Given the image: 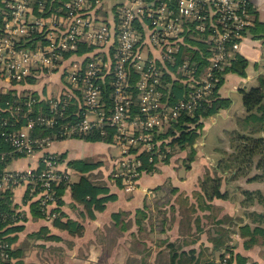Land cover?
I'll return each instance as SVG.
<instances>
[{
    "label": "built area",
    "instance_id": "built-area-1",
    "mask_svg": "<svg viewBox=\"0 0 264 264\" xmlns=\"http://www.w3.org/2000/svg\"><path fill=\"white\" fill-rule=\"evenodd\" d=\"M34 2L39 12L51 9V0H0V77L8 75L21 82L38 66L56 68L65 53L80 48L86 34L94 50L82 65L68 72L64 101L62 93L50 99L52 115H32L35 99L31 95L14 94L12 99L18 96L14 103L5 102L8 107L4 111L11 113L14 121H9L11 116L0 120V136L11 146L9 151H0V157L4 160L9 153L31 155L45 149L53 137L35 135L33 129L38 124L53 127L60 110L73 103L79 110L71 117L80 118L82 110V119L62 123L60 135L116 131L117 142L126 143L124 151L129 157L120 163L121 171L115 176L126 178L127 190L135 187L141 173L139 153L148 152L152 160L157 149L161 154L166 152L161 141H155V135L183 112H194L211 95L219 73L237 53L241 54V44L247 43L256 22L251 0H115V26L96 21L93 3L102 0H68L60 9L58 23L55 14L51 18L36 14ZM39 34L47 44L21 47L22 40ZM187 38L208 44V63L201 70L190 58L180 60L182 48H198ZM146 47L151 54H147ZM168 64L189 82L186 96L178 100L172 99V91L164 83ZM133 72L138 75L135 83L131 82ZM107 84L111 86L108 97ZM124 128L129 131H121ZM56 157L55 153L43 155L46 169L3 167L0 188L6 190L23 183L32 188L38 183L44 189L43 202L54 201L56 179L67 178L71 172L68 168L58 171ZM4 255L0 251V256ZM222 262L230 264L228 257Z\"/></svg>",
    "mask_w": 264,
    "mask_h": 264
},
{
    "label": "crops",
    "instance_id": "crops-1",
    "mask_svg": "<svg viewBox=\"0 0 264 264\" xmlns=\"http://www.w3.org/2000/svg\"><path fill=\"white\" fill-rule=\"evenodd\" d=\"M67 1L68 0H51L49 18L53 17V14H55L57 16L56 23H58V18L62 16L60 9L64 7ZM251 3L253 11L255 12L256 22L251 30V37L246 43L248 47L244 48V50L247 51L245 53L248 55H242L248 60V64L244 69L245 73L238 74L233 71L224 72L218 91L222 97L230 98L232 102L228 107L221 108L217 113L206 118L210 123L218 119L224 121L228 113L237 108H239L237 115H244L246 110L243 101V107L240 109L233 98V93H239L242 98L240 89L245 88L244 86H247V84L253 80L255 81L254 85H256L257 80L259 81L260 76L264 74V53L262 52V43H264V0H251ZM93 10L97 18L96 21L102 20L108 22L111 26L117 24L115 0H102L100 4H93ZM140 25H144V23H140ZM85 38L86 39H84L79 46L80 48L65 53L54 69L48 70L47 68L38 66L26 77V80L21 82H16L10 77H0V93L7 92L11 96L14 94H21L35 97L37 95L39 98H34V104L36 103L35 105L38 104L39 107H42L44 102L43 99L49 100L54 96H58L63 86L65 87L67 85L68 72L82 65L93 52L94 46L90 44L88 40L90 39L89 34H86ZM22 41L21 47L25 48L48 43L41 34L35 35L32 39L28 38ZM146 48L148 50L147 54H151L149 48ZM103 50L106 51L105 49ZM171 73L173 76L176 72L171 71ZM170 81L171 78H168V87H170ZM38 105L37 108H39ZM231 123L236 122L234 121ZM33 132H37L36 128L33 129ZM221 138L222 136L219 139ZM111 145L112 144L106 141H92L73 135L66 137L55 136L46 145L45 149H40L34 154L24 155L22 157H15L12 153L7 154L4 159L5 165H3V167L10 169L39 168L43 165L42 157L45 153H55L62 157L63 166H61V168L72 169L74 172L73 177L79 176V172L70 164V161L74 159L100 161L101 165L94 169V172L104 173L103 170L110 172L112 168L110 159L113 155L111 148H116ZM197 145L198 143L196 142L194 144L195 148ZM184 152L185 151H181V153ZM207 155H209V153ZM102 158L107 160V167L103 164L106 163V160L103 161L101 160ZM175 161L176 159L174 158L171 162H163L159 168L157 167L153 171H143L137 178L135 189L132 191L121 188L113 183V181L107 180L106 177L109 176V173H104L103 178L111 187V193L115 195V198L106 203V207L103 211L96 212L95 218H90L85 214L84 205L73 199L70 187L66 188L63 195V202L59 207L60 211L64 213L62 218L65 220L71 218L81 222L84 225V232L82 235H72L67 229L56 226L53 220L34 215L31 202L25 200L24 188L15 187L13 189H6L12 191V204L15 208H19L22 216H24L17 222L19 227L4 234L9 240L11 239V247L14 251L10 264H88L86 263L88 262L86 259L91 258L89 255L94 252L92 249H97L98 247L95 242L97 241L98 232L100 230H105L107 225L111 226L114 212L127 211L131 212L132 216L136 213L137 209L143 208L145 205L149 193L148 191L168 181H171L179 189L187 188L184 190H189L196 188L197 179L205 172L206 167L204 164H201L198 159H195L193 160L191 168L186 172L187 174L180 175V169L174 168L173 162ZM195 170H197V173H195ZM245 188L255 189L249 186ZM3 191L0 190V193ZM254 225L255 224L251 225L252 228ZM50 235H56L58 238H49ZM246 239V236L243 237L241 235L239 228L234 230L230 240L232 244L233 242L235 243V247L233 246L234 252L242 255L246 261L264 264V237L261 236L256 243L248 246L245 245ZM258 243L261 244L259 245ZM205 246H208L213 252L216 251L213 255L218 253L217 250L214 249L212 241L210 242L208 240Z\"/></svg>",
    "mask_w": 264,
    "mask_h": 264
},
{
    "label": "rangeland",
    "instance_id": "rangeland-1",
    "mask_svg": "<svg viewBox=\"0 0 264 264\" xmlns=\"http://www.w3.org/2000/svg\"><path fill=\"white\" fill-rule=\"evenodd\" d=\"M187 42H190L188 38ZM186 51L189 53L188 50ZM2 67H4V65H2ZM6 77H8V75H6L5 78ZM254 83L255 81L253 80L244 87L250 88L252 85L254 86ZM258 83L259 81L257 80L256 85ZM233 98L240 109H242L243 100L240 94L233 93ZM238 111L239 108L231 110L224 121L217 118L218 120L210 123L208 122V119H204L203 126L201 128H197V130L201 132V136L196 141L198 145L195 148L196 155L194 160L198 159L201 164H204L206 169L203 175L197 179L196 188L184 190L187 188L179 189L177 187V191L170 192V188L168 186H175L171 181L163 184L168 185L164 189L157 190V187L152 188L150 191H148L149 193L146 204L143 206V208H145L143 212H136L132 216L131 212L126 214L124 213L122 218L119 220H113L111 226L107 225L105 230H100L98 232L97 241H95L98 247L97 249H92L94 252L91 253L92 255L89 253L91 258H89L90 260L86 259L88 260L86 263L168 264L169 253L167 251H165V253H161V251L166 249L167 243L169 241L177 242L176 244H178V246H182V248L184 247L185 249H196L197 257L208 261L214 260L211 262V264H223L222 261L224 256L230 259V253L226 252V248L217 250L218 253L213 255V253L216 251L213 252V250L208 246H205V244L208 242V240L210 242L213 240L212 238L217 234L218 229L221 227L229 228L234 231L238 228L239 224H243L245 222L253 223V216L248 215L247 211H264V205L260 199L256 197V195L247 196L244 192V189H246L245 187L248 186L255 188H250V190L262 189V191H264V177L249 180L250 177L261 172V170L255 166L256 162L260 158V154L256 153L253 156L254 163L251 167V170H248L247 172H243L244 170H242V172L238 173L237 176L236 174L229 172V170L225 171L224 173L216 171L219 162L218 160L232 151L233 142L230 139V131L234 128H237V117L240 116L237 115ZM234 121L236 123H231ZM191 125L192 128L195 127V124L192 123ZM121 131L128 132L129 129L126 130L124 128ZM112 132L113 133H110L109 130H107L103 136V139H106V141L107 139H111L110 142H107L112 144L111 146L116 147L111 148L114 156L112 155L110 159V165L112 166L110 172L107 170H103V172L109 173V176L106 178L111 182H114L117 180V178L122 177L123 184L126 186L127 184L129 185V183L127 182L126 178L123 177V175L120 174L121 176H115L117 172L120 173L121 171L122 166L120 163L124 162V158L127 159L129 157L127 154L128 151H124V146L126 143L122 144L121 142H117V137L119 134L116 131ZM221 136L222 138L219 139ZM154 138L155 141H162V139H158L157 134ZM163 149L166 150L164 154H161L160 150L157 149L156 153L153 155L152 160H154V158L159 159L154 163V167L159 168L163 162H168L166 161L167 157L170 158V162L175 158L176 161L173 162L174 168L180 169V175H186V172L191 168L188 167V165H192L193 163V161L191 163V161L188 159L189 157L187 158L188 154L192 151V147H187L184 150H180L178 146L171 147L170 145H165L163 146ZM134 151H136V149H134ZM181 151L185 152L181 153ZM142 153L148 152L141 151L139 153L140 158ZM208 153L209 155H207ZM22 156L24 155H20L18 157ZM98 159L100 160L99 157ZM101 160L104 161L106 159L102 158ZM55 164V167L58 171H67V168H61V166H63L61 156L57 155ZM103 164L105 167H107V160L106 163ZM46 167L47 165H42V169H46ZM39 168H41V166ZM69 170L71 171L69 177H61L60 179L57 178L55 185H69L72 182L79 180L81 174L79 173V176L73 177L74 172L72 169ZM195 171V173H197V170ZM209 171L212 174L221 176V189L226 192L224 197L210 198L207 195L200 197L202 196L200 195V191H202L200 188V182ZM104 173L95 171L93 175L90 174L89 177L103 182L105 181L103 178ZM15 187H21L25 189V200L26 197H29L28 202L39 199V205L41 206L40 209L43 212L44 217L48 220H54L60 215L59 210H53L54 208L59 209L60 207V204L58 203L59 195L57 190H54L55 194L57 195L54 201L45 203L43 202L44 189L40 187V184L37 183L32 188L29 187V184L27 185L24 183L14 186L13 188ZM134 189L135 188L132 190ZM0 190L3 191L1 188ZM198 191L199 193H197ZM15 209L19 211V208ZM144 213L146 215H144ZM137 220H140L141 222L139 223ZM233 231L229 232V235H232ZM229 244L232 247V251L234 252L235 243L233 242L232 244L230 241ZM258 244L260 245L261 243ZM233 262L234 264H241L236 258H234ZM244 264L259 263L246 261Z\"/></svg>",
    "mask_w": 264,
    "mask_h": 264
},
{
    "label": "trees",
    "instance_id": "trees-1",
    "mask_svg": "<svg viewBox=\"0 0 264 264\" xmlns=\"http://www.w3.org/2000/svg\"><path fill=\"white\" fill-rule=\"evenodd\" d=\"M34 7L35 13L40 16L45 17L50 14V10H48V8L45 9V11L43 12H39V5L37 2H34ZM190 41L193 45L198 46V48H182L183 50L181 52L180 60L190 58L196 61L194 63L199 64V70H201L202 67L206 66L208 63V44L200 40ZM186 50H188L189 53ZM247 64L248 60L243 57L240 53H237L236 56L230 60V63H228L219 73V81L216 83L211 95L207 99H203L201 103L196 107L194 112H183L177 120L172 121L167 128L157 133L158 139H162L161 146H178L180 150H184L187 147H192V151L187 156V158L189 157L188 159L192 163L196 155V149L194 144L196 143L197 139L201 136V132L198 131L197 128H201L203 126L204 119L217 113L221 108L228 107L232 102L230 98L222 97L218 91L219 84L222 81L224 72L233 71L238 74H244V69ZM167 68L169 71L167 70V72H165L163 79L164 83L168 85V78H171L169 91L170 89L171 91L173 90L171 96L172 99L178 100L180 98L185 97L189 90V82H187L185 77L181 76L178 73H174L172 76L171 71H176L171 65L168 64ZM137 78L138 75L133 72L131 82L135 83ZM110 89L111 86L107 84V97L108 91ZM131 90L133 91V94L136 95V91L134 90V88H131ZM65 91L66 90L63 87L59 93L60 95L62 93L63 98L61 100L63 101L65 99ZM240 92L242 93L243 104L246 111L244 115L237 117V128H234L230 131V139L233 142L232 151L218 160L219 162L216 171L224 173L225 171L229 170V172L236 174V176L238 175V173L242 172V170H244L243 172H247L248 170H251V167L254 163L253 156L258 153L260 154V158L256 162L255 166L256 168L260 169L261 172L250 177L249 179L254 180L264 177V74L260 76L259 83L257 85L251 86L250 88H241ZM35 97L39 98L37 95ZM13 98L14 99H12V96L7 92L0 93V120L3 117L6 118L8 116H11L9 121H14L13 115L8 111H4L5 108L8 107L5 102L9 101L14 103V100H17L18 96L15 95L13 96ZM19 101H24V99ZM43 101L44 102L42 107H39V105L37 104L39 108H37V105H35L36 103H33L34 114L32 112V115H52V112H50V99H43ZM78 110L79 109L76 104H69L66 109L64 107L60 110L61 114H58L59 118H57V122L53 127L46 124H38L36 126L37 132H35V135H50L53 138L55 136L66 137L60 135L59 133L61 124L65 123L66 121L69 122L70 120L72 123H76L78 122V119H82V110L80 111V118L73 119V117H71V114ZM65 117L67 118L65 119ZM192 123L195 124V127L193 128L191 125ZM73 136L83 137L87 140L92 141H106V139H103L104 135L100 134V131L94 132L93 134H74ZM107 141L110 142L111 139H107ZM0 143H3L0 148V151H9L11 149L10 144L7 143L2 136H0ZM140 156L142 159V166L140 167L141 173L143 171H153L157 168L154 167V163L159 160L158 158H154V160L151 161L150 154L148 153H142ZM169 160L170 158L167 157L166 161ZM4 162L5 161L2 160L0 157V171L3 168V165H5ZM70 164L81 174V177L79 178V180L72 182L69 185L62 184L61 186H54L55 190L58 191L59 195L58 203L61 204L63 202V195L65 193V190L68 186H70L73 199L76 202L84 205V212L88 217L95 218L96 212L103 211L106 207V203L109 200H113L115 198V195L111 193V187L108 185V183H106V181L101 182L99 180H94L93 178L89 177L90 174L93 175L94 169L100 166L101 162L90 159H74L70 161ZM188 167H191V165H188ZM221 180V176L212 174L209 171L200 182V188L202 189V191H200V195L202 196L200 197H204V195H207L210 198L224 197L226 192L221 189ZM113 183H115L121 188H125L122 177L117 178V180H115ZM166 186L168 185H160L157 187V190L164 189L166 188ZM168 187L170 188V192H175L178 190V188L173 185H169ZM246 189H244V192L247 196L256 195V197L259 198L262 204L264 205V191H262V189ZM197 193H199V191ZM11 194L12 191L10 190H6L0 193V245H3V247L0 246V251H3L6 254L4 256H0L1 264H10L11 257L14 255V251L11 247V239L9 240V238L5 237L4 234L19 227L16 222L24 217L22 216V213L20 211H17L13 206ZM31 207L33 208L32 211L34 215L44 217V214L40 209L41 206L39 205V199L32 200ZM144 209L145 208H139L136 210V212H143ZM53 210L60 211V208H54ZM124 213L126 214L128 212H114L113 220H119L120 218H122ZM247 214L253 216V223L245 222L243 224H240L238 228L240 230L241 235L243 237H247L245 245L248 246L253 243H256L261 236L264 237V211H247ZM63 215L64 213L60 211V215L53 220L54 224L56 226H59L60 228L67 229L72 235H82L84 232V225L81 222L71 218H67L65 220L62 218ZM144 215L146 214L144 213ZM137 221L139 223L141 222L140 220ZM252 224H255L253 228L251 226ZM232 231L233 230L224 227L218 229L217 234L212 238L213 247L215 250H221L226 248V252L230 253V259L228 258L230 264H234V258H236L239 263L244 264L246 263L245 258L242 255L233 252L232 247L229 244L231 240V235H229V232ZM49 238H58V236L50 235ZM176 243L177 242L169 241L167 243L166 249H163V251H161V253H165V251L169 253L168 264H211V262L214 261H208L203 260V258H198L196 255V249H185L182 248V246H178V244Z\"/></svg>",
    "mask_w": 264,
    "mask_h": 264
},
{
    "label": "water",
    "instance_id": "water-1",
    "mask_svg": "<svg viewBox=\"0 0 264 264\" xmlns=\"http://www.w3.org/2000/svg\"><path fill=\"white\" fill-rule=\"evenodd\" d=\"M245 47H248V45L246 43H242L241 47H240V51H241V55H243V56H247L248 55V54L245 53V52H247V51L244 50Z\"/></svg>",
    "mask_w": 264,
    "mask_h": 264
}]
</instances>
